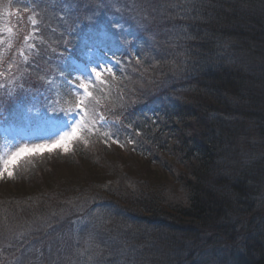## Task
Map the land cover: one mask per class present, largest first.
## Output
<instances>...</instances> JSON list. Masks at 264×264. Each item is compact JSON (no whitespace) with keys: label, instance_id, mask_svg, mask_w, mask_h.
I'll use <instances>...</instances> for the list:
<instances>
[{"label":"trees","instance_id":"obj_1","mask_svg":"<svg viewBox=\"0 0 264 264\" xmlns=\"http://www.w3.org/2000/svg\"><path fill=\"white\" fill-rule=\"evenodd\" d=\"M149 6L162 35L155 51L161 48L160 67L150 66L138 100L150 110L132 120L124 108L119 117L143 136L136 143L142 156L171 153V161L160 180L138 169L128 173L123 164L95 171L87 162L95 177L84 193L97 210L84 222L92 220L89 234L104 249L100 264H264V161L241 165L234 158L246 146L253 152L252 139L264 156V0H153ZM169 84L170 92L160 87ZM181 91L189 93L185 102L175 98ZM98 172L105 175L99 179ZM46 183L60 184L53 188L59 193L82 188ZM15 186L5 200L38 205Z\"/></svg>","mask_w":264,"mask_h":264},{"label":"rangeland","instance_id":"obj_2","mask_svg":"<svg viewBox=\"0 0 264 264\" xmlns=\"http://www.w3.org/2000/svg\"><path fill=\"white\" fill-rule=\"evenodd\" d=\"M150 2L0 0V264H100L104 249L97 246V236L89 234L92 220L84 222L90 211L97 210L91 193H84L95 177L94 170L86 168L88 161L98 167L95 171L102 166L119 170L123 164L128 173L138 169L140 174H151L149 180L167 174L162 167L171 161V153L142 156L137 145L143 136L128 131L119 117L124 108L132 110V120L150 110L138 101L153 71L150 66L159 65L161 48L155 51L162 47ZM104 41L114 49L109 50ZM132 45L138 49L132 51ZM92 69L103 73L105 85L95 84ZM80 80L95 84L93 98L86 102L95 123L72 142L69 151L57 148L25 156L11 167L9 177L4 164L16 150L52 143L80 119L75 110L82 95ZM169 86L160 87L170 92ZM188 97L184 91L175 96L184 102ZM255 141H250L252 154L246 146L234 155L239 164L264 161L263 148ZM103 175L97 174L99 179ZM53 179L82 188L59 193L53 188L60 184L53 186ZM46 182L53 187L47 188ZM9 185L26 193L28 199L23 200L37 199L38 205L29 208L25 201L5 200ZM6 202L14 204H2Z\"/></svg>","mask_w":264,"mask_h":264},{"label":"snow or ice","instance_id":"obj_3","mask_svg":"<svg viewBox=\"0 0 264 264\" xmlns=\"http://www.w3.org/2000/svg\"><path fill=\"white\" fill-rule=\"evenodd\" d=\"M111 72V69H106ZM92 74L95 78V84L105 85L107 81L104 79L103 73L96 69H92ZM95 84L90 80H80L78 88L82 90V95L79 96L75 103V110L80 113V119L72 126L69 132L61 135L57 140L48 144H37L28 146L25 145L16 150L4 164L3 172H6L9 177L13 175L10 170L20 159L25 156H32L43 153L44 151H53L57 148L63 151H69V147L73 141L81 138L84 131L89 130V124H94L95 121H91L89 113L86 107V102L93 98V88ZM103 119V117H101ZM118 143V141H114ZM3 173H0L2 175Z\"/></svg>","mask_w":264,"mask_h":264}]
</instances>
